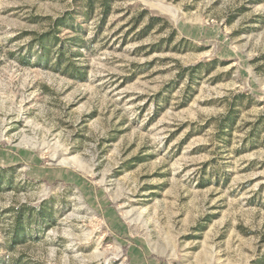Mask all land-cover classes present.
<instances>
[{"label":"rangeland","instance_id":"1","mask_svg":"<svg viewBox=\"0 0 264 264\" xmlns=\"http://www.w3.org/2000/svg\"><path fill=\"white\" fill-rule=\"evenodd\" d=\"M86 3L0 0V264H264V0Z\"/></svg>","mask_w":264,"mask_h":264},{"label":"trees","instance_id":"2","mask_svg":"<svg viewBox=\"0 0 264 264\" xmlns=\"http://www.w3.org/2000/svg\"><path fill=\"white\" fill-rule=\"evenodd\" d=\"M111 2L112 0H87V3L85 5L86 9L83 14L88 17L91 10L94 8L95 3H99V6L106 14L107 11H109ZM71 17V13H69L63 17L55 19L50 30L47 33L36 36L35 41L41 51V54H39L38 56L41 61H50L52 59H55L54 62L51 63L52 66L55 67V69L64 71V73H70V75L72 76H79L84 72L82 71L81 66H77L75 64L76 59H74L73 56L80 53L78 49L84 47L86 42L85 39L77 30H74V36H71L70 38H67V41L65 40L62 42L58 41V37L56 34L57 32H59V27L63 26V23L69 21ZM56 42H58V46L57 48H55V54L52 56L51 48L56 45ZM73 47H75V49H73ZM19 60L22 63H28L26 56H20ZM22 215L23 213L17 214L18 222L21 219ZM20 225L21 224L18 223V227H20ZM22 233V230H13V240H15L16 237H21Z\"/></svg>","mask_w":264,"mask_h":264}]
</instances>
